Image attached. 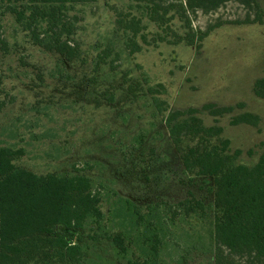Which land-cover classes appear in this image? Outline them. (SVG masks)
Wrapping results in <instances>:
<instances>
[{"label":"rangeland","instance_id":"374dc122","mask_svg":"<svg viewBox=\"0 0 264 264\" xmlns=\"http://www.w3.org/2000/svg\"><path fill=\"white\" fill-rule=\"evenodd\" d=\"M257 3L258 9L229 1L213 12H196L191 29L203 35L197 47L146 46L138 39L142 48L134 54L115 30L118 14L135 12L131 0L66 5L67 39L77 50L71 60L34 45L0 3V145L23 150L15 164L36 174L89 177L107 234L125 235L113 218L122 199L142 213L149 205L164 206L168 217L175 215L166 225L160 264H213L208 217L184 219L176 207L190 195L209 206L210 182L183 172L163 118L207 103L242 104L232 115L252 113L258 126H231V115L201 118L223 128L231 151H241L239 163L256 162L264 144V98L253 93L254 82L264 78V0ZM172 26L184 33L177 19ZM145 31L156 27L148 24ZM135 234L124 237L123 256L101 238L89 264H139Z\"/></svg>","mask_w":264,"mask_h":264},{"label":"trees","instance_id":"16d2710c","mask_svg":"<svg viewBox=\"0 0 264 264\" xmlns=\"http://www.w3.org/2000/svg\"><path fill=\"white\" fill-rule=\"evenodd\" d=\"M94 0H0L5 11L15 17L34 45L54 51L67 60L77 56L68 41L72 34L66 23L65 6ZM234 1L246 9H258L257 0H131L128 13L115 21L130 54L143 45L159 43L197 47L203 35L192 30V16L200 11L213 12ZM146 20L144 23L143 20ZM182 24L183 34L173 28V20ZM148 24L154 33L145 30ZM151 35L150 39L147 36ZM65 37V39H63ZM5 41L0 36V47ZM100 59L101 57L98 56ZM253 93L264 98V78L254 82ZM161 106V104H158ZM2 103L0 102V110ZM236 106L207 103L199 108L170 110L163 124L183 172L189 178L210 182L212 203L204 207L190 195L178 202L184 219L193 215L208 217V236L213 246V264H264V144L254 164L238 162L240 150L231 151L223 128L206 125L205 113L216 121L231 115V126H258L259 118L249 112L232 115ZM250 154V153H249ZM23 150L0 145V264H89L90 253L101 238L118 256L127 253L124 237L135 232L134 244L139 264H160V251L168 222V209L157 204L141 209L122 199L113 218L125 235L107 234L102 225L98 193L84 174H36L15 162ZM210 215H206V213ZM118 226V224H117ZM127 228V229H126ZM139 259V260H140ZM126 264H138L129 259Z\"/></svg>","mask_w":264,"mask_h":264}]
</instances>
